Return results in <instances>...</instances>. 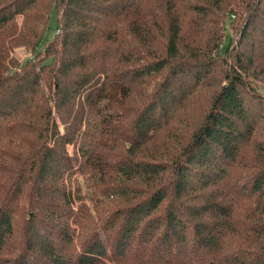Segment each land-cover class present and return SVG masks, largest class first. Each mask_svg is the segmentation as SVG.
Wrapping results in <instances>:
<instances>
[{
  "label": "trees",
  "instance_id": "obj_1",
  "mask_svg": "<svg viewBox=\"0 0 264 264\" xmlns=\"http://www.w3.org/2000/svg\"><path fill=\"white\" fill-rule=\"evenodd\" d=\"M155 1L0 0V264H264V141L247 98L264 101L249 86L264 0H230L244 16L234 61L181 139L170 122L223 67L226 36L205 38L201 17L184 42L176 3ZM22 43L34 52L19 62ZM138 85L147 100L132 104Z\"/></svg>",
  "mask_w": 264,
  "mask_h": 264
},
{
  "label": "rangeland",
  "instance_id": "obj_2",
  "mask_svg": "<svg viewBox=\"0 0 264 264\" xmlns=\"http://www.w3.org/2000/svg\"><path fill=\"white\" fill-rule=\"evenodd\" d=\"M176 3V10L178 14L182 15L184 19V25L185 29H188V33L186 36H184V42H191L194 35H198V28L196 26L199 18H203V29L204 33L202 34L205 38H207L211 32L207 29L213 27V32L216 35V32L219 34V36H226L220 39L222 43V47L220 48L221 55H216V60L218 61L222 66L221 69H217V67L206 76V78L194 89L192 93H190L185 101V104L180 107L177 112L175 113V117L172 118L170 122V127L178 132V134H175L178 136L179 139L184 138L188 135L189 132H192L194 128H196V125L200 123L202 117L209 111L211 100L216 92V90L220 87L222 82L225 81L226 73L228 68L230 67L231 63H233L234 58L232 56L233 50H236V46L238 44V39L241 34V27L244 24V16L242 15V12L239 11L235 14V17L232 15L233 8L237 7L235 4L230 3V0H172ZM218 1L219 4H215ZM233 1V0H232ZM146 3H152L157 6V1L155 0H146ZM171 3V2H170ZM223 3H226L228 6H225L223 9L222 5ZM161 6L165 9V6L167 5V2L161 1ZM194 4H200V8L207 11V13H203L198 11L196 8L198 5ZM19 25L20 28H22V22L24 20L23 15L18 16ZM197 21V22H194ZM58 8L56 6L53 7L51 13H50V20L49 25L45 34V43L52 39L54 35L59 34L58 32ZM134 41L131 37L130 39L127 38L126 43L128 46H132L134 44ZM206 40L203 39V43L205 44ZM46 45L44 43H40L39 49H44ZM233 46V48H232ZM127 47V46H126ZM131 50L137 51L138 45H134ZM34 50L31 48L28 44H19L15 46L13 55L18 59L19 62H24L26 59L31 57ZM261 56L260 59V65H254L252 69H250L251 75H250V83L255 85V87H251V91H257V94L264 96V45H262L259 50L254 51L252 56L255 58L257 55ZM214 55V54H213ZM244 58V62L249 58V54H242ZM258 57H256V60ZM166 71V70H165ZM165 71L163 73H158L154 76H149L148 84L146 86L148 88L154 89L158 83L161 82L165 78ZM252 81V82H251ZM190 87V86H189ZM138 88H142L144 90V95L142 96V92L136 93L132 95L133 101L132 104H138L140 101H143V99L147 100V94L145 92V87H142L141 85H138ZM188 89V88H187ZM248 105L250 107L249 111L252 118L256 119V129H255V140L264 141V116L261 115L264 113V101L258 100L256 96L250 94L248 95ZM173 144V143H171ZM69 151H73V145H69ZM247 169H244L241 174L248 173ZM78 179L81 186L84 188L83 190H86V184L84 180V176L82 173H78ZM124 200H115L109 204L102 205L100 207L99 212L101 214L108 213L111 210L115 209L117 206L124 205ZM89 207L92 208L93 211H95L93 202L89 201L88 203ZM98 212V213H99ZM96 214V212H95ZM244 215V214H243ZM242 215V216H243ZM133 262H128L126 264H130ZM106 264H116L110 260H107Z\"/></svg>",
  "mask_w": 264,
  "mask_h": 264
}]
</instances>
